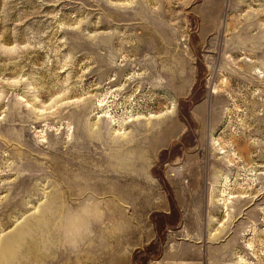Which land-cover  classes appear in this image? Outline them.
<instances>
[{"label":"rangeland","instance_id":"rangeland-1","mask_svg":"<svg viewBox=\"0 0 264 264\" xmlns=\"http://www.w3.org/2000/svg\"><path fill=\"white\" fill-rule=\"evenodd\" d=\"M115 262L264 264V0H0V264Z\"/></svg>","mask_w":264,"mask_h":264},{"label":"clouds","instance_id":"clouds-1","mask_svg":"<svg viewBox=\"0 0 264 264\" xmlns=\"http://www.w3.org/2000/svg\"><path fill=\"white\" fill-rule=\"evenodd\" d=\"M99 219L100 214L91 208L84 211L69 210L58 221L57 230L64 244L77 247L91 235L92 227Z\"/></svg>","mask_w":264,"mask_h":264},{"label":"trees","instance_id":"trees-1","mask_svg":"<svg viewBox=\"0 0 264 264\" xmlns=\"http://www.w3.org/2000/svg\"><path fill=\"white\" fill-rule=\"evenodd\" d=\"M166 219H167V217L165 215L155 216V221L157 223H158V221H160V222L158 224L156 222H154V224L157 225V227H159V228L165 227V224L167 222Z\"/></svg>","mask_w":264,"mask_h":264},{"label":"bare ground","instance_id":"bare-ground-1","mask_svg":"<svg viewBox=\"0 0 264 264\" xmlns=\"http://www.w3.org/2000/svg\"><path fill=\"white\" fill-rule=\"evenodd\" d=\"M36 170L41 171L42 169H41V168H38V169H36ZM32 178H33V177H32ZM44 221H45V220H44ZM29 228H30V227H29ZM31 229H33V227H32ZM11 236H12V235H11ZM11 236H8V238H10ZM19 236H21V235L19 234ZM8 238H7V239H8ZM7 239H6V240H7ZM21 239H22V236H21ZM29 247H30V246H29ZM33 248H34V247L32 246V249H33ZM5 249H7V248H6V247L3 248V251H4V252H5ZM27 249H28V248H27ZM32 249H31V251H32ZM29 251H30V249H29ZM33 251H34V250H33ZM33 251H32V252H33ZM30 253H31V252H30ZM27 262H29V261H27Z\"/></svg>","mask_w":264,"mask_h":264},{"label":"crops","instance_id":"crops-1","mask_svg":"<svg viewBox=\"0 0 264 264\" xmlns=\"http://www.w3.org/2000/svg\"><path fill=\"white\" fill-rule=\"evenodd\" d=\"M118 260L121 261L120 259H118ZM120 263H121V262H117V263L115 262V263H113V264H120Z\"/></svg>","mask_w":264,"mask_h":264}]
</instances>
